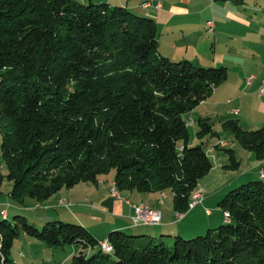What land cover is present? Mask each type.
Wrapping results in <instances>:
<instances>
[{"label":"trees","instance_id":"obj_1","mask_svg":"<svg viewBox=\"0 0 264 264\" xmlns=\"http://www.w3.org/2000/svg\"><path fill=\"white\" fill-rule=\"evenodd\" d=\"M158 48L156 20L124 5L0 0L7 169L0 171V185L7 178L12 197L45 201L115 170L120 193L168 189L175 211L188 212L200 180L214 167L202 140L219 134L201 117V142L192 143L186 114L228 79V68L172 60ZM223 124L264 161V127L245 129L234 119ZM225 150L226 167H238L235 151ZM263 178L225 193L219 207L229 216L221 225L191 238L178 233L173 242L144 230L112 229L106 248L83 224L51 219L38 228L24 215L10 221L2 213L0 264H17L11 250L22 232L49 246L78 247L71 264H264Z\"/></svg>","mask_w":264,"mask_h":264},{"label":"rangeland","instance_id":"obj_2","mask_svg":"<svg viewBox=\"0 0 264 264\" xmlns=\"http://www.w3.org/2000/svg\"><path fill=\"white\" fill-rule=\"evenodd\" d=\"M251 53H253V51L251 52V48L249 46L247 47L239 45L232 49L221 45H218L214 48L209 46L205 50V54H203V56L200 58V62L197 64V66L203 67H218L222 65L226 66L228 68L229 75V78L220 85L221 87H219L217 91L213 92L212 95L204 100L200 106H197L195 109L186 114V119L189 122L191 141L194 143L201 142V140L196 135L199 129L198 120L201 118V116L212 118L211 123L213 124V129L219 134L214 136L207 135L202 140L205 142L207 152L214 163L212 170L200 180V185L198 187L202 188L201 191H196V193L199 191L201 193L202 191L204 192V201L203 203H199L194 207L191 206L189 211L185 213V219H183V221H178L176 211L174 209V197L168 189L155 192L154 198H152L153 200L157 197H161L163 202L160 200L161 204H159V207L162 214L167 212L169 216L173 215L175 217L174 224L181 227L180 234H182L185 238L203 235L209 228L218 227L223 222H225L223 211L219 207V201L222 199L225 192H228L230 189L237 187L244 182L252 180L251 177L253 176L251 173H253V171H250L249 174L245 173L246 171L250 170L251 167H253V162L255 161L254 154L244 149L238 143L232 131L225 128L223 124L225 121L230 119L238 121L237 115H228V112H230L234 106H237L243 110L244 120L242 124L238 121L242 127H253L252 129L263 127L262 124H264V114L262 113L264 110L261 104L263 100L259 97V87L261 85V81H263V74H259L260 76L257 75V72L255 71L257 66L254 69L253 61L249 60ZM255 53L260 54L263 52L261 50H256ZM233 54H237L238 57H244V59H237V61L233 60ZM245 71H251L252 74L254 72V75L256 76L255 81L251 83L252 85L249 87H242L241 82L238 81L239 79H243L244 76L248 75V73ZM257 71L259 72L258 68ZM251 72H249V74ZM242 93L246 94V97L243 99V107L238 103L240 101L239 94ZM230 98H235V104L227 103V100ZM251 99L256 100L252 102ZM192 118H194L196 121L195 125L193 124ZM220 141H226L228 145L225 147H216L215 145ZM225 149H233L235 151L236 158L241 162L238 167H226L225 164H229L230 162V154ZM0 171H2L4 174L7 172L6 166L1 156V135ZM114 175L115 170H112L110 174L106 176L107 180H109V183L113 182ZM254 175L257 178L259 176L258 174ZM111 186L112 184H108V189H110ZM94 188L97 187L92 186V184L82 182L72 188H62L59 192L55 193L45 201H37L28 196L23 197L22 200L19 201L18 199L12 197V182L5 178L0 185V219L3 218L2 213L4 212L8 214L7 218L10 221L14 220V216L16 214H21L26 216L29 222L35 224L38 228H42L46 221L57 217L58 214L67 216L66 219H76L73 217L68 218V216L74 215L71 212L73 209L79 210V208L72 205H77L84 200L88 201V204L94 208H99L101 205H104L100 204L99 201L102 191L101 193L100 191L95 193L93 190ZM101 190H103L104 195L106 191L102 187ZM108 192L111 193L110 191ZM121 193L123 199L128 201L129 198L126 195L127 193ZM92 201H94L95 205L92 204ZM57 202H60L64 206L71 205V207H68V209L58 208L56 207ZM192 202H195V198L192 199ZM105 204L106 205L104 206L107 207V209L102 208L104 212L99 209H92L89 213L87 209L83 210L82 208L81 211L87 213L90 216H96L99 213L106 214L107 212H110L111 208L107 202H105ZM207 209L210 210V213L206 212ZM69 213L71 215H69ZM85 216L87 217V215ZM88 218L89 216L87 218H83L84 221L87 222L86 224L85 222L82 223H84L89 229L96 230L98 232L96 233L100 237V235H102L104 232L102 223L90 222ZM70 222L79 223L75 220ZM82 223L80 222V224ZM158 229L159 226H142L135 228V231L144 230L150 232L151 234H155L154 236L163 238L168 242H173L175 235L179 233L177 230L170 232L171 234H168L167 232L161 233ZM100 239H103V237H100L99 240ZM107 246L108 245L106 243L104 247L108 248ZM76 252H78V247L76 246H49L42 240L35 237H30L22 232L14 242L11 250V257L17 264H71L72 256Z\"/></svg>","mask_w":264,"mask_h":264},{"label":"crops","instance_id":"obj_3","mask_svg":"<svg viewBox=\"0 0 264 264\" xmlns=\"http://www.w3.org/2000/svg\"><path fill=\"white\" fill-rule=\"evenodd\" d=\"M93 1L98 3L109 2L114 5H124L138 14L147 15L154 18L158 25L159 52L165 56H168L170 59H190V61L197 65L200 62V58L203 56V54H205V50L209 46L214 48L218 45H221L227 46L230 49L239 45L247 47L249 46L251 48V52L253 51V53L250 54L249 60L253 61L254 69L256 68V66L259 69L260 73L257 71V68L255 69L257 75L261 73L263 74V81H261V85L259 87V97L263 100L261 104L264 110V93L260 92V88L264 86V0H154L150 6H147L145 8L142 7V3L145 0ZM157 4H160V6H157ZM256 50H261L263 53L257 54L255 53ZM233 56V60L236 61L237 59H244V57H238L237 54H233ZM245 72L248 73V75L244 76L243 79H239L238 81L241 82L242 87H249L252 85L251 83L255 81L256 76L254 75V72L253 74L251 71ZM249 72L251 73L249 74ZM251 76L254 77L250 82ZM219 87L221 86H218L214 90V92L217 91ZM239 96L240 101L238 103L243 107V99L244 97H246V94L242 93L239 94ZM251 100L253 102L256 99ZM227 103L235 104V98L228 99ZM262 114H264V112ZM228 115H237L238 121L241 124L244 120L243 110L242 108L237 106H234L233 109L228 112ZM211 119L212 118H210V120ZM192 121L195 125L196 121L194 118H192ZM262 126L264 127V124H262ZM252 128L253 127H247L245 129ZM192 143L194 142L192 141ZM222 144H226V146L228 145L226 141H222ZM253 163V167H251L250 170L246 171L245 174H249L250 171H253V173H251V175L253 176L251 177L252 180L261 179L262 176L260 174V171H264V161H260L255 158V161ZM254 174H258V178L255 177ZM113 183L114 180L112 183H109V180H107V177L105 176L101 177L97 184H92V186L97 187L93 189L95 193L97 191H100L101 193L102 191L99 199L100 204L106 205L105 202H107V204H109V207L111 208V213H99L96 216H90L87 213L81 211V208L83 210L87 209V211L90 213V210L92 209H99L104 212L102 208L107 209V207L101 205L102 207L98 206L99 208H94L91 207L90 204H88V201L84 200L83 202L77 205H72L74 207L79 208V210L73 209L71 212L74 215L68 216V218L73 217L76 219H66L67 216H63L62 214H58L57 217L53 219H62L66 221L75 220L79 223L85 222L86 224L87 222L84 221L83 218H87L89 216L88 219L90 220V222L102 223L104 227V232L102 233V235H100V237H103V239L100 240L105 242L109 231L112 229H124L135 231V228L137 227L132 226L131 222V217L133 215L132 206L124 199L114 197L111 193L108 192L110 191V189H108L107 185L112 184L113 186ZM101 187L104 188V190L106 191L104 195L103 190H101ZM198 189L201 191L202 188L198 187ZM115 191L119 193L120 197L122 196L118 190ZM123 193H127L126 195L129 198L128 201L146 202L160 209L159 204H161V197H157L156 199L152 200V198H154L155 192L147 194L140 193L138 191H123ZM203 201L200 203H203ZM92 204L95 205L94 201H92ZM56 207L68 209V207H71V205L64 206L60 202H57ZM69 215L71 214L69 213ZM85 215H87V217ZM177 215L178 213L176 212V216ZM223 216L225 217L224 212ZM185 217L186 214L183 213V216L181 218H177L178 221H183ZM174 223L175 217L173 215L169 216L167 212L163 213L162 221L158 229L159 232L170 233L172 231L177 230V232L180 233L181 227L176 226ZM90 230L98 239L100 238L96 230Z\"/></svg>","mask_w":264,"mask_h":264},{"label":"built area","instance_id":"obj_4","mask_svg":"<svg viewBox=\"0 0 264 264\" xmlns=\"http://www.w3.org/2000/svg\"><path fill=\"white\" fill-rule=\"evenodd\" d=\"M153 1L154 0H145L142 3V7L145 8L147 6H150L153 3ZM157 6H160V4H157ZM209 24H210V22H209ZM253 77L254 76L250 77V82L252 81ZM260 92L264 93V86L261 87ZM260 174L262 177H264V171H260ZM115 190H117V188L115 187V185H113L110 188V191L114 197H115ZM117 198L123 199V197H117ZM203 199H204V192L201 193L199 198H195V203L192 207H194L198 203L202 202ZM125 201L128 202L133 208V215L131 217L133 226H139V225L154 226V225L161 224L162 212L160 209H158V208H156V207H154L148 203H145V202L133 203L131 201H127L126 199H125ZM161 202H163V200H161ZM207 213H210L209 209H207ZM182 216H183V214H180V213H178V215H177L178 218H181ZM225 216L228 217L229 215H225ZM102 245H106V242L103 241Z\"/></svg>","mask_w":264,"mask_h":264},{"label":"bare ground","instance_id":"obj_5","mask_svg":"<svg viewBox=\"0 0 264 264\" xmlns=\"http://www.w3.org/2000/svg\"><path fill=\"white\" fill-rule=\"evenodd\" d=\"M115 195L118 196L117 191H115ZM200 195H201V192L199 191V192H197V193L194 194V198H199ZM119 197H120V196H119ZM194 203H195V202H194ZM193 205H194V204H193ZM225 215H228V214L226 213ZM107 247H108V246H107Z\"/></svg>","mask_w":264,"mask_h":264}]
</instances>
